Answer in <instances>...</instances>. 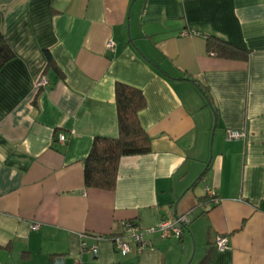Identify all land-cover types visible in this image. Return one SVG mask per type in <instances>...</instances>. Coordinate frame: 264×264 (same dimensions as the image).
<instances>
[{
	"label": "crops",
	"instance_id": "obj_1",
	"mask_svg": "<svg viewBox=\"0 0 264 264\" xmlns=\"http://www.w3.org/2000/svg\"><path fill=\"white\" fill-rule=\"evenodd\" d=\"M0 31L13 52L0 69V264H264V0H0ZM117 82L145 98L150 151L120 158L112 190L88 187L93 139L117 136ZM186 213L180 237L149 233L127 255L82 238Z\"/></svg>",
	"mask_w": 264,
	"mask_h": 264
},
{
	"label": "trees",
	"instance_id": "obj_2",
	"mask_svg": "<svg viewBox=\"0 0 264 264\" xmlns=\"http://www.w3.org/2000/svg\"><path fill=\"white\" fill-rule=\"evenodd\" d=\"M208 51L219 56H234L239 51L232 45L208 38ZM13 57V52L0 31V69ZM50 57L48 56V61ZM117 136L95 137L83 160L84 184L112 190L115 186L118 163L122 156L145 154L150 151V137L139 120L145 107L142 92L133 86L117 82L114 88Z\"/></svg>",
	"mask_w": 264,
	"mask_h": 264
},
{
	"label": "built area",
	"instance_id": "obj_3",
	"mask_svg": "<svg viewBox=\"0 0 264 264\" xmlns=\"http://www.w3.org/2000/svg\"><path fill=\"white\" fill-rule=\"evenodd\" d=\"M186 33V31L184 32ZM106 48L109 50L114 49V42L109 40L106 43ZM48 85V78L44 75H40V77L35 82L36 88L45 87ZM226 135L229 139H239L244 137L245 132L242 130H233L228 129L226 130ZM60 140L63 141V135L60 136ZM208 195L211 197L212 202H217L218 198L216 197L214 191L212 189L208 190ZM190 221L189 213L178 215L174 218L164 219L159 222L156 226H151L147 228H140L135 222L133 221H123L121 223V230L118 234L112 235L110 237H106L104 235H93L90 237L86 234H82V238H95L97 240H101L104 238L109 239L112 242L114 249L119 252L121 255H127L130 251V244H135L139 249L150 245V240L146 238L145 235L149 233H153L155 231L159 232L163 238L168 237H180L184 228ZM40 224L35 223L30 226L32 230L39 228ZM227 239L224 236H218L215 239V244L219 250H224L227 246ZM83 244L85 242L83 240ZM89 251L91 253L96 252L95 246H90Z\"/></svg>",
	"mask_w": 264,
	"mask_h": 264
},
{
	"label": "water",
	"instance_id": "obj_4",
	"mask_svg": "<svg viewBox=\"0 0 264 264\" xmlns=\"http://www.w3.org/2000/svg\"><path fill=\"white\" fill-rule=\"evenodd\" d=\"M178 216V215H177ZM61 263V260H59V264Z\"/></svg>",
	"mask_w": 264,
	"mask_h": 264
}]
</instances>
